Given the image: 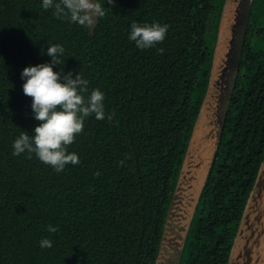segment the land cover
Here are the masks:
<instances>
[{"label": "trees", "instance_id": "obj_1", "mask_svg": "<svg viewBox=\"0 0 264 264\" xmlns=\"http://www.w3.org/2000/svg\"><path fill=\"white\" fill-rule=\"evenodd\" d=\"M99 2L106 14L92 36L56 18L42 0H0V264H155L224 0ZM133 21L167 24L165 39L137 48L129 40ZM252 31L249 25L248 57L257 53L247 50ZM50 44L64 48L54 71L79 73L88 81L85 97L104 93L105 119L85 118L67 149L80 162L61 172L35 154L12 155L21 131L31 136L39 123L21 72L50 62ZM250 61H241L182 264L228 263L264 159V77L253 75L264 64ZM49 224L58 231L49 232ZM44 238L51 248L40 247Z\"/></svg>", "mask_w": 264, "mask_h": 264}, {"label": "water", "instance_id": "obj_2", "mask_svg": "<svg viewBox=\"0 0 264 264\" xmlns=\"http://www.w3.org/2000/svg\"><path fill=\"white\" fill-rule=\"evenodd\" d=\"M253 2L224 0L207 89L179 170L155 264H181L191 224L224 131ZM99 22L100 19L89 30L92 36ZM227 264H264V159L249 194Z\"/></svg>", "mask_w": 264, "mask_h": 264}, {"label": "clouds", "instance_id": "obj_3", "mask_svg": "<svg viewBox=\"0 0 264 264\" xmlns=\"http://www.w3.org/2000/svg\"><path fill=\"white\" fill-rule=\"evenodd\" d=\"M107 4L114 6V0H107ZM42 7L45 10L54 9L53 15L58 19L89 30L106 14L99 0H42ZM168 27L158 22L140 24L133 21L129 40L135 42L139 49L151 48L163 42ZM157 52L163 54L164 49L158 48ZM63 54L62 45L50 44L47 47L50 62L27 66L22 70L23 93L32 98L33 117L39 123L33 129V135L21 131L12 144L13 156L28 153V158H31L35 154L42 163L52 166L57 172L63 171L68 164L76 165L80 162L78 155L69 153L67 149L76 135L83 131L85 118L95 114L97 120L105 119L102 91L94 89L85 97L88 81L79 73L73 78L71 71H54V65L63 63L60 59ZM113 115H108L109 121ZM47 230L55 233L58 226L49 224ZM39 245L41 248H51L52 241L44 238L39 241Z\"/></svg>", "mask_w": 264, "mask_h": 264}, {"label": "flooded vegetation", "instance_id": "obj_4", "mask_svg": "<svg viewBox=\"0 0 264 264\" xmlns=\"http://www.w3.org/2000/svg\"><path fill=\"white\" fill-rule=\"evenodd\" d=\"M249 25L252 27L253 31H252V35H251V38L249 40V43H247V50H248V52H254V51L257 52L256 54L258 55V57H256V54L248 57L247 54H245V52H244L245 49H244L243 54H242V59L244 57V62L248 66L251 63V61H250L251 57L258 59L259 62H257V65L259 63L264 64V1L263 0H260V1L254 0L253 5H252V9L250 12L248 27H249ZM247 31H248V29H247ZM246 36H247V34H246ZM245 45H246V39H245ZM245 45H244V48H245ZM240 66H241V64H240ZM239 72H240V69H239ZM245 72H246V70H245ZM253 75H255V76L261 75V79H262L264 77V71H262L260 69L256 70L253 73ZM238 76H239V73H238ZM244 76H246V74H244ZM237 79H238V77H237ZM236 84H237V81H236ZM235 88H236V86H235ZM188 237H189V234H188ZM188 237H187V240H188ZM187 240H186V242H187ZM185 247H186V244H185ZM184 251H185V248H184ZM183 254H184V252H183ZM182 258H183V256H182ZM181 264H182V260H181Z\"/></svg>", "mask_w": 264, "mask_h": 264}, {"label": "bare ground", "instance_id": "obj_5", "mask_svg": "<svg viewBox=\"0 0 264 264\" xmlns=\"http://www.w3.org/2000/svg\"><path fill=\"white\" fill-rule=\"evenodd\" d=\"M226 38V37H225Z\"/></svg>", "mask_w": 264, "mask_h": 264}]
</instances>
